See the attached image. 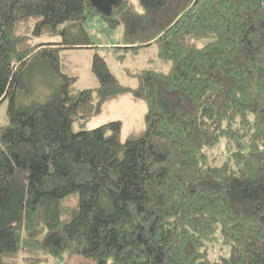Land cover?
Returning <instances> with one entry per match:
<instances>
[{
    "label": "trees",
    "instance_id": "obj_1",
    "mask_svg": "<svg viewBox=\"0 0 264 264\" xmlns=\"http://www.w3.org/2000/svg\"><path fill=\"white\" fill-rule=\"evenodd\" d=\"M96 17L122 29L116 48L156 46L127 68L135 87L96 51L97 84L72 90L62 51L93 46ZM35 64L61 81L22 104ZM127 93L147 104L142 128L83 127ZM6 98L0 264H264V0H0ZM216 233L231 251L212 259Z\"/></svg>",
    "mask_w": 264,
    "mask_h": 264
},
{
    "label": "rangeland",
    "instance_id": "obj_2",
    "mask_svg": "<svg viewBox=\"0 0 264 264\" xmlns=\"http://www.w3.org/2000/svg\"><path fill=\"white\" fill-rule=\"evenodd\" d=\"M86 25V30H89L91 40L95 44L90 47L66 48L62 51L63 69L78 76L72 85V90L93 87L97 84V77L91 69L92 58L96 51L105 56L107 65L118 81L132 87L138 84V79L128 74L127 70L135 71L149 64L153 65L158 61L155 58L156 46L154 44L138 50L116 48V42L121 40V28L112 30L98 17L91 19ZM166 68L168 69V66ZM60 81L56 75L42 65L35 64L29 70L31 93L20 94L19 102L22 104H28L32 101L45 102L49 95L58 88ZM8 102L9 100L6 98L0 103V126L8 122ZM146 110L147 104L144 100H137L132 94L127 93L107 104L99 115L85 122L83 127L94 128L109 120L120 119L123 121L122 135L124 138L132 128H142L144 126L143 116ZM79 127V123L76 122L74 129ZM215 147L210 149L211 155H214V153L218 155L224 145ZM230 251L231 245L224 243L219 233H216L213 242L208 243L207 255L212 259H216L220 254H227ZM44 264H95V262L92 258H85L81 255H64L58 259H51Z\"/></svg>",
    "mask_w": 264,
    "mask_h": 264
},
{
    "label": "water",
    "instance_id": "obj_3",
    "mask_svg": "<svg viewBox=\"0 0 264 264\" xmlns=\"http://www.w3.org/2000/svg\"><path fill=\"white\" fill-rule=\"evenodd\" d=\"M119 0H90L91 5L100 11H108Z\"/></svg>",
    "mask_w": 264,
    "mask_h": 264
}]
</instances>
